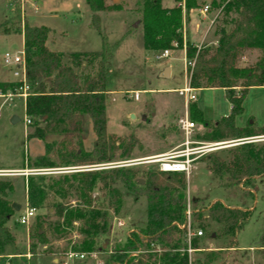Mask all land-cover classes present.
Segmentation results:
<instances>
[{"label": "trees", "instance_id": "1", "mask_svg": "<svg viewBox=\"0 0 264 264\" xmlns=\"http://www.w3.org/2000/svg\"><path fill=\"white\" fill-rule=\"evenodd\" d=\"M11 2L13 14L5 24L23 26L26 82L30 87L24 111L33 128L27 138L43 140L47 131L63 126L62 138L55 149L57 161L50 158L51 145L46 144L44 154L37 156L33 163H27V167L102 164L114 159L116 152L119 158L128 159L138 144L137 138L130 134L118 139L108 134L106 128L107 77L112 50L117 43H108L101 30L99 14L117 7L107 4L106 0H84L90 13L88 27L100 37L101 47L98 51L71 52L68 64L64 62V54L49 48L47 28L29 25L22 18L21 0ZM212 5L219 8L214 29L217 42L196 45L182 32L189 10L198 8L196 0L184 1V17L178 6L163 8L160 0H147L141 12L144 47L151 51L184 49L186 62L192 64L186 68L188 86L194 90L217 88L224 91L230 112L215 122L206 121L194 102L188 104L190 120L210 130L206 133L210 142L264 135V126L238 127L234 123L243 114L242 104L248 90L264 86V0H212ZM252 52H256V60L239 66L246 53ZM84 64L93 67V71L80 77L76 70ZM15 85L1 84L0 91ZM83 115L89 118L95 135L87 152L72 143V135L80 130ZM205 160L209 163L208 170L220 182L224 200L232 204L215 200L205 207V198L187 197L184 174L163 173L156 167L141 171L129 167L81 172L57 180L29 176L25 183L27 202L30 208L39 211L50 196L63 198L69 190H74L79 194L76 205L52 201L56 216L62 220L60 230L64 232L73 222H80L83 239L73 250L103 252V245L96 241L109 231L108 210L117 214L122 207V188L134 201L145 200V225L131 231L125 244L116 246L104 264H190L186 228L182 227L188 206L193 229L202 232L209 223H214L218 226L215 237L226 240L224 248L235 249L236 237L252 213L255 179L264 176V146L255 142L236 145L225 155L210 153ZM96 184L105 195L104 207L96 206L91 197ZM13 190V179L0 178V257L16 256L21 251L7 226L15 213L8 200ZM194 222L197 227L193 226ZM42 224L37 219L30 238L35 237L38 244L44 245L47 240ZM205 237L212 239V232ZM200 238H192V250L198 248ZM143 243L149 249H142ZM36 246V243L30 245L29 252L33 255Z\"/></svg>", "mask_w": 264, "mask_h": 264}, {"label": "rangeland", "instance_id": "2", "mask_svg": "<svg viewBox=\"0 0 264 264\" xmlns=\"http://www.w3.org/2000/svg\"><path fill=\"white\" fill-rule=\"evenodd\" d=\"M146 1L106 0L107 4L114 5L117 9L99 14L101 30L106 34L108 43H117L112 50L113 58L107 77L108 92L105 97L107 133L118 139H124L133 134L138 140V144L128 159L119 158V152H116L115 158L106 163L152 157L177 148L183 141V136L177 128V120L184 113L183 98L172 89L186 86L184 50L170 51L167 57L157 58L161 55V51L145 49L141 12ZM184 1L160 0V4L163 8L180 7L184 17ZM196 1L198 8L189 10L183 22L182 32L196 45H210L216 40H213V36L217 25L215 18L218 16L219 8L212 5V0ZM205 5L209 8L204 16L200 10ZM12 14L11 0H0V82L14 79L13 68L3 63V54L5 52L14 54L23 49V26L5 24ZM21 14L29 25L47 28V40L52 42L48 46L51 50L64 54V62L68 64L71 52L98 51L101 47L100 37L96 31L88 27L90 13L84 0H21ZM208 25L210 26L207 30L208 34L204 36L206 39L199 42L203 34H197L196 29L204 32ZM256 55V52L246 53L239 62V66L252 64L256 60ZM167 64L173 67L172 77L168 79L160 75L159 78L158 70ZM92 71L93 67L85 66V64L76 70L80 77ZM135 93H138V100L133 98ZM193 94L194 103L206 121L215 122L229 114L230 105L222 89L203 88L194 90ZM242 106L243 114L235 119L236 126L250 125L253 128L264 126V87L249 89ZM12 117H16L18 121L12 123ZM25 118L24 98L15 97L11 101L0 98V169L21 168L20 171L13 172L11 176L0 177L14 180V190L8 194V200L21 206L7 223L17 247L21 248L20 254L0 257V264L64 263L67 253H84L73 250L83 239L80 235L81 223L73 222L71 228H66L62 232L60 230L62 220L56 216L52 203L56 201L74 206L79 194L74 190H69L63 198L60 195H52L43 209L34 210V218L30 220L28 227L17 222L23 209L29 206L25 187L27 177L43 176L46 179L57 180L63 176L74 175V173L33 174L36 169L64 168V166L27 167V163H33L37 156L44 154L46 144L51 145L50 158L54 162L57 161L55 149L62 138L63 126L47 131L43 140L30 139L27 135L33 132V128L30 124L26 125ZM194 124L196 126L194 138L198 141L210 142L211 140L206 138V133L210 130L195 122ZM43 126L40 124V128ZM261 136L264 135L254 137ZM94 137L91 122L87 116L83 115L80 130L72 135V143L87 152ZM235 140L238 139L227 138L218 142L229 144L230 141ZM255 143L264 146V141ZM232 147L234 146L210 153L225 155ZM210 153L197 159L193 163L189 177L185 176L187 197L189 199L205 198V207L215 200H224L219 180L207 168L209 163L205 160V156ZM86 165L94 164L78 166ZM154 167L156 166L142 164L134 168L141 171ZM255 185L252 213L236 237L237 247L235 249L224 248L226 240L215 237L218 226L209 223L199 236L201 238L198 241V248L188 255L190 264H264V238H262L264 237V176L256 178ZM99 187L100 185L96 184L90 194L96 206L104 207L106 198L103 191L98 189ZM120 189L122 207L117 214L108 210L109 231L96 241L98 245H103L105 251H94L95 259L88 256L92 252L84 253L86 256L84 259L70 264H104L108 254L116 246L125 244L131 231L142 228L143 216L146 212L145 200L141 198L134 201L125 194L122 188ZM80 202L82 203L81 200ZM224 203L232 204L225 200ZM37 219L43 223L42 233L45 234L47 240L44 245L38 244L35 237L30 238V234L36 229ZM116 220H120L124 225L118 227ZM193 226L197 227V222H194ZM210 232L214 239L205 237V234ZM32 243L37 244L34 255L29 252ZM142 249L149 248L143 243Z\"/></svg>", "mask_w": 264, "mask_h": 264}, {"label": "built area", "instance_id": "3", "mask_svg": "<svg viewBox=\"0 0 264 264\" xmlns=\"http://www.w3.org/2000/svg\"><path fill=\"white\" fill-rule=\"evenodd\" d=\"M208 6L205 5L201 10V14L205 15L208 11ZM212 23V22H211ZM184 50V49H183ZM161 55L157 58H165L169 54V50L161 51ZM185 59V52H184ZM3 63L12 67V76L15 79V86L12 89H7L5 91H0V98H5L8 101H11L15 97L25 98L29 94L30 87L26 82V70H25V54L24 50L21 49L14 54L5 52L3 54ZM192 66L191 63H187L185 60V73L186 68ZM194 89L189 86L176 90V93L179 97L183 98L184 102V113L177 120V128L181 135L183 136V141L177 146V148L167 151L165 153L155 155L152 157L144 159H129L111 163H102L86 166H71L64 168L56 169H36L33 171L34 175H45V174H61V173H81V172H93V171H103L115 168H129L135 167L142 164L154 165L156 168L163 173H181L186 177H189L192 169L193 163L204 156L207 153L214 152L223 148L230 146H236L244 143L264 141V136L261 137H248L241 138L235 141L226 142H202L194 138L196 126L192 122L188 115V104L195 101V96L193 94ZM135 100L139 99L138 93H135ZM25 123L28 126L30 120L25 118ZM15 171H0L1 176H11ZM34 218V209L26 206L21 212L17 222L20 225L29 226L30 220ZM116 225L118 227L123 226V222L116 220ZM191 217H190V208L188 206L186 210V222L182 227L186 228V242L188 245L187 253L188 255L192 252L190 248V241L196 236H201L202 232L200 230H195L191 226ZM89 257L95 259L96 254L94 252L89 253ZM86 256L84 253H75L69 252L66 254L65 261L62 264H70L75 261L84 259Z\"/></svg>", "mask_w": 264, "mask_h": 264}, {"label": "crops", "instance_id": "4", "mask_svg": "<svg viewBox=\"0 0 264 264\" xmlns=\"http://www.w3.org/2000/svg\"><path fill=\"white\" fill-rule=\"evenodd\" d=\"M198 2H199V0H198ZM203 15V14H202ZM205 16V15H204ZM88 24V23H87ZM86 24V25H87ZM210 24H212V23H210ZM210 28V26L208 25V27H207V29H206V31H202V30H200V29H196V32H197V34H199V35H201V34H203V36H202V39H201V41H199V42H202L203 40H205L206 38H204V36H205V34L207 35L208 33H207V30ZM214 39H216L215 41H213L210 45H214L216 42H217V37H215V36H213V40ZM47 43H48V45L50 44V43H52V42H49V39L47 40ZM50 48V47H49ZM168 68L169 69V71H168V76H167V78L168 79H170L171 77H172V72H173V67L171 66V65H169V64H167V65H164L163 67H161L159 70H158V72H157V75H158V77L160 78V75H161V72L165 69V68ZM184 73H185V69H184ZM186 74V73H185ZM163 79V78H162ZM15 82V79H13V80H4V81H1L0 82V85L1 84H11V83H14ZM186 86H188V81H187V75H186ZM262 87H264V86H262ZM184 88V87H183ZM254 88H256V87H254ZM181 89V88H180ZM200 89H203V88H200ZM209 89H214V88H209ZM251 89V88H250ZM176 90H178V89H172V91H174L175 93H176ZM195 90H199V89H195ZM177 94V93H176ZM183 108L185 109V107H184V102H183ZM12 119V118H11ZM203 142V141H202ZM165 153V152H164ZM23 169V168H22ZM21 170V168L20 169H15V168H8V169H0V171H10V172H12V171H20ZM144 225H145V220H144ZM144 225L142 226V227H144Z\"/></svg>", "mask_w": 264, "mask_h": 264}, {"label": "water", "instance_id": "5", "mask_svg": "<svg viewBox=\"0 0 264 264\" xmlns=\"http://www.w3.org/2000/svg\"><path fill=\"white\" fill-rule=\"evenodd\" d=\"M168 71H169V69L166 67V68L161 72V76H162V77H167V76H168ZM17 121H18V119H17L16 117H12V119H11V122H12V123H15V122H17ZM139 182L141 183L142 181L140 180ZM11 207H12V209H13L14 212H18V211L20 210V208H21V206H20L19 204H17V203H12V204H11Z\"/></svg>", "mask_w": 264, "mask_h": 264}]
</instances>
